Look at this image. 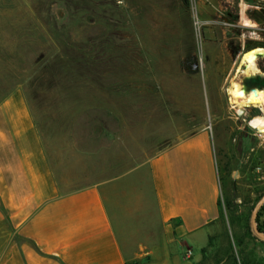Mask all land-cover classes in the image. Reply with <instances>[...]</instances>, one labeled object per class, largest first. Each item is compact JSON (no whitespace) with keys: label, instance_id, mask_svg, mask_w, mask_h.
Here are the masks:
<instances>
[{"label":"rangeland","instance_id":"374dc122","mask_svg":"<svg viewBox=\"0 0 264 264\" xmlns=\"http://www.w3.org/2000/svg\"><path fill=\"white\" fill-rule=\"evenodd\" d=\"M253 47H264V0H0V100L23 93L66 189L145 175L137 166L206 128L224 215L184 264H216L229 242L237 259L244 248L264 264L250 224L264 194V138L251 129L259 131L261 112L232 107L226 91ZM257 65L260 72L238 73L243 86L264 79V56Z\"/></svg>","mask_w":264,"mask_h":264},{"label":"crops","instance_id":"0c3cea01","mask_svg":"<svg viewBox=\"0 0 264 264\" xmlns=\"http://www.w3.org/2000/svg\"><path fill=\"white\" fill-rule=\"evenodd\" d=\"M137 167L146 174L64 188L23 93L10 92L0 100V264H184L194 248L201 255L224 215L211 133L200 129Z\"/></svg>","mask_w":264,"mask_h":264},{"label":"bare ground","instance_id":"6f19581e","mask_svg":"<svg viewBox=\"0 0 264 264\" xmlns=\"http://www.w3.org/2000/svg\"><path fill=\"white\" fill-rule=\"evenodd\" d=\"M260 56H264V47L249 48L240 54L228 79L226 91L229 95V102L234 108L256 107L260 110L261 116L256 118L254 123L260 133L264 134V89L253 87L246 90L237 80L238 73L249 75L260 72L257 65ZM241 112H243V109L238 110V113Z\"/></svg>","mask_w":264,"mask_h":264},{"label":"trees","instance_id":"16d2710c","mask_svg":"<svg viewBox=\"0 0 264 264\" xmlns=\"http://www.w3.org/2000/svg\"><path fill=\"white\" fill-rule=\"evenodd\" d=\"M252 83L253 84H251L249 86L253 85V86L257 87V88L264 89V79L256 78V79L252 80ZM261 210H264V203L260 207V211ZM257 222H258L259 229L264 231V220L262 221V223H260L258 221V219H257ZM250 237H255V236L252 235ZM232 250H233L232 245L229 242L228 245H227V249L224 252V253H229L228 256L224 257V258H221V259H218L216 261V264H220L222 261H223V264H263V262L260 259L255 257L253 251L245 252L244 248H243V249H241L239 251V259H237L232 254Z\"/></svg>","mask_w":264,"mask_h":264},{"label":"water","instance_id":"95a60500","mask_svg":"<svg viewBox=\"0 0 264 264\" xmlns=\"http://www.w3.org/2000/svg\"><path fill=\"white\" fill-rule=\"evenodd\" d=\"M253 88V87H252ZM264 203V194L258 199L256 204L254 205L252 212H251V218H250V224H251V230L252 233L261 241L264 242V231L259 229L258 222H257V212L260 208V206Z\"/></svg>","mask_w":264,"mask_h":264},{"label":"built area","instance_id":"2783aa9c","mask_svg":"<svg viewBox=\"0 0 264 264\" xmlns=\"http://www.w3.org/2000/svg\"><path fill=\"white\" fill-rule=\"evenodd\" d=\"M244 87H245V86H244ZM245 89H246V90H249V89H251V88H247V87H245ZM228 97H229V95H228ZM232 107H233V106H232ZM253 115H254V114H253ZM253 115H251V116L249 117V119H248V123H247V124H249L250 119L253 117ZM249 126H250V125H249ZM251 129L254 130V131L256 132V135L258 134V135H260V136H262V137L264 138V134H261L260 132H258L256 128L251 127ZM187 257H188V256H187Z\"/></svg>","mask_w":264,"mask_h":264},{"label":"flooded vegetation","instance_id":"af4514ba","mask_svg":"<svg viewBox=\"0 0 264 264\" xmlns=\"http://www.w3.org/2000/svg\"><path fill=\"white\" fill-rule=\"evenodd\" d=\"M189 61H190V63H189L190 67H191L192 69H196V67H197V63H196V61H195V58L192 57Z\"/></svg>","mask_w":264,"mask_h":264}]
</instances>
